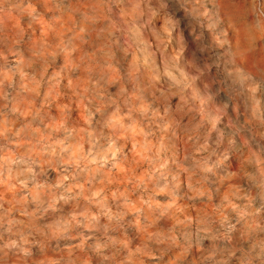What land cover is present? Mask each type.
<instances>
[{
	"label": "clouds",
	"instance_id": "9594fccd",
	"mask_svg": "<svg viewBox=\"0 0 264 264\" xmlns=\"http://www.w3.org/2000/svg\"><path fill=\"white\" fill-rule=\"evenodd\" d=\"M0 264H264V0H0Z\"/></svg>",
	"mask_w": 264,
	"mask_h": 264
}]
</instances>
